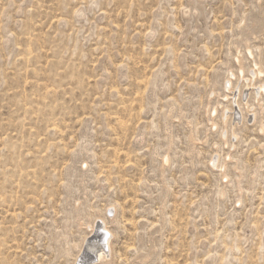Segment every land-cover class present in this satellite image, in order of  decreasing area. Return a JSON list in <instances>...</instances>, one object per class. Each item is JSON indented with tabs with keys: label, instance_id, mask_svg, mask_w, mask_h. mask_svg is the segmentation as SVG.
<instances>
[{
	"label": "rangeland",
	"instance_id": "1",
	"mask_svg": "<svg viewBox=\"0 0 264 264\" xmlns=\"http://www.w3.org/2000/svg\"><path fill=\"white\" fill-rule=\"evenodd\" d=\"M260 83L264 0H0V264H264Z\"/></svg>",
	"mask_w": 264,
	"mask_h": 264
},
{
	"label": "bare ground",
	"instance_id": "2",
	"mask_svg": "<svg viewBox=\"0 0 264 264\" xmlns=\"http://www.w3.org/2000/svg\"><path fill=\"white\" fill-rule=\"evenodd\" d=\"M251 54H252V51L250 52ZM254 64H255V62H254ZM257 65V64H256ZM240 72H241V70H239ZM242 72L244 73V70H242ZM251 72H253V75H254V77H258L259 75H261L263 72H262V70H260L258 67H257V69L255 70V71H253V70H251ZM256 79V78H255ZM230 82V81H229ZM231 84V83H230ZM233 85V84H232ZM231 86V85H230ZM233 88V87H232ZM237 88V87H236ZM230 89V88H229ZM233 90V89H232ZM257 93L258 94H262L263 93V91H264V84H261L260 83V85L259 86H257ZM238 94H236L235 95V97H237V96H240L241 98H243V96H242V93H241V89L239 88V91L237 92ZM262 96V95H261ZM245 98V97H244ZM245 99H247V97L245 98ZM238 102V100H235V102ZM236 107V106H235ZM239 108V109H238ZM233 110V109H232ZM234 119L235 120H237V121H239L242 117H243V111L241 110V107L239 106V105H237V107H236V109L234 108ZM231 111V110H230ZM239 111V112H238ZM227 112V111H226ZM231 113V112H230ZM224 114V113H223ZM227 115H229V114H227ZM253 116V115H252ZM235 123V122H234ZM237 123V122H236ZM166 160L167 161H169V157L167 156V158H166ZM216 165V164H215ZM115 208V207H114ZM108 212H110V213H112V209L110 210V211H108ZM115 214H116V211H115ZM114 214V215H115ZM110 216H112L111 214H110ZM116 216V215H115ZM108 217V216H107ZM115 219V217H113L112 216V218L111 219ZM113 219V220H114ZM106 220V219H105ZM115 221H116V219H115ZM111 222H112V220H111ZM99 223V222H98ZM97 223V224H98ZM102 223H104V222H102ZM107 223V222H106ZM113 223H115L114 221H113ZM95 226L96 225H94L93 226V228H95ZM108 225H101L100 224V228L102 229L101 231H98V233L99 234H96V235H94V238L92 239V240H90V239H88L87 240V243L85 244V247H84V250L82 251V253L77 257V259H76V262H75V264H88V263H90V258L92 257H96V259H98V260H103V258L106 256V251H107V248H110L112 245V243H111V240L114 238V234L112 235V233H111V231L108 229V227H107ZM92 227V226H91ZM98 227V228H99ZM111 227V226H110ZM109 227V228H110ZM99 228V229H100ZM99 229H97V230H99ZM112 229V228H111ZM92 230V229H91ZM114 230V229H113ZM93 232V231H92ZM115 232V230L113 231V233ZM90 236V235H89ZM91 236H92V234H91ZM112 236H113V238H112ZM88 238V237H87ZM112 238V239H111ZM112 249V248H111ZM109 251V250H108ZM110 252V251H109ZM107 254H110V253H108L107 252ZM108 256V255H107ZM106 256V257H107ZM79 258H82V260H81V262H79L78 263V261H79ZM107 259V258H106ZM93 260V259H92ZM94 261V260H93ZM99 262V261H98Z\"/></svg>",
	"mask_w": 264,
	"mask_h": 264
},
{
	"label": "built area",
	"instance_id": "3",
	"mask_svg": "<svg viewBox=\"0 0 264 264\" xmlns=\"http://www.w3.org/2000/svg\"><path fill=\"white\" fill-rule=\"evenodd\" d=\"M239 109V108H238Z\"/></svg>",
	"mask_w": 264,
	"mask_h": 264
}]
</instances>
